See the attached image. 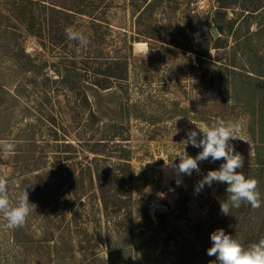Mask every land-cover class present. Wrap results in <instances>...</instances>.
<instances>
[{
    "label": "rangeland",
    "instance_id": "obj_1",
    "mask_svg": "<svg viewBox=\"0 0 264 264\" xmlns=\"http://www.w3.org/2000/svg\"><path fill=\"white\" fill-rule=\"evenodd\" d=\"M243 1L245 5L233 4L217 12V0H161L158 7L139 20L138 13L133 12L126 0H120L109 13L115 40L109 38L104 47L113 55L122 49L129 57L127 80L123 88L119 87L122 92L118 87L110 91L122 94V98L124 95L120 101L123 105L131 104L128 107L131 115L125 120L131 134L128 136L125 128L129 139L123 143L128 142L131 149L134 222L130 230L129 221L121 220L123 242L113 250L111 263L107 243L117 240V233L107 231V218L100 201L95 198L91 202L90 218L97 212L101 228L106 230L101 239L103 246L96 248L105 264H219L215 256L207 254L212 246L210 236L215 230L222 228L245 247L264 238V82L259 81L264 78L261 75L264 72V0L257 11L254 9L258 0ZM217 22L225 25L219 39L210 34L209 27L210 23ZM7 24L4 19L0 30V177L8 179L9 197L15 204V176L24 169L19 161L30 160L38 148L33 141L45 142L54 137L49 120L54 113L52 106L56 107L54 114L58 121L68 120L70 115L65 113V91L55 89L58 84H52L47 94L46 87L40 85L44 75L15 72L18 69L15 59L10 57L6 46L1 47L4 38L15 42ZM6 29L9 34H5ZM131 36L139 38L134 40L133 52L128 43ZM137 41L145 44L141 46ZM27 47L35 50L36 39L29 37ZM42 58L50 62L57 60L51 53ZM45 70L51 77L56 76L51 68ZM15 80L23 82V86H16ZM49 95L52 99L47 102ZM101 98L92 96L95 102L102 101ZM217 119L240 126V139L230 140V144L244 158L243 168L237 172L259 182V208L242 202L239 208L230 207L229 215L222 214L220 204L228 197L226 183L214 182L211 187L205 185L196 192L198 182L208 171L218 170L226 162L223 159L199 161V173L194 170L191 176L166 166L171 161L178 165L177 155L184 152L196 157L202 148L186 144L187 132L196 130L198 139L202 138L196 126L211 127ZM59 126V136H62L63 129ZM100 126L103 129L97 137L106 130L105 124ZM70 137L76 142L74 135ZM4 142L13 144L14 150L4 151ZM49 152L54 156L53 151ZM36 173L26 175L27 192ZM86 179L90 181L88 176ZM78 203L73 202L74 207ZM158 204L168 210L160 221L153 217V207ZM118 212L120 217L125 216L124 210ZM71 213L66 212L68 218ZM31 214L24 224L25 231L19 233L21 239H27L34 229ZM113 223L112 220L110 225ZM6 225L0 214V264H50L48 247L36 250V243H27L24 247L15 245L12 231ZM92 225L90 231H97ZM66 232L68 238L70 231ZM78 238H84L83 233ZM76 248L73 262L65 245L64 264H82L86 258L93 257L86 243L80 242Z\"/></svg>",
    "mask_w": 264,
    "mask_h": 264
},
{
    "label": "trees",
    "instance_id": "obj_2",
    "mask_svg": "<svg viewBox=\"0 0 264 264\" xmlns=\"http://www.w3.org/2000/svg\"><path fill=\"white\" fill-rule=\"evenodd\" d=\"M261 1L263 0H258L255 11L262 7ZM217 2V12L233 4L245 5L243 0ZM119 3L120 0H0V30L6 19V27L15 36L14 43L4 38L1 47L6 46L10 57L15 59V66L18 67L15 72L44 75L40 85L46 87L47 94L52 84H58L54 86L55 89H62L67 96L65 113L70 115L68 120L58 121L54 114L56 107L53 105L51 108L54 113L49 120L51 133H54L51 139L54 142L33 141V145L38 148L30 155V160L16 161L24 169L19 170L15 176V203L18 195L26 191V175L35 171L37 173L33 175V182L28 190L30 203L35 205V209L31 210L34 229L29 232L27 239L19 238V233L25 231L24 225L10 229L12 239L15 245L21 247L27 243H36V250L48 247L52 258L48 262L50 264L65 263V245H68L74 262L76 247L80 242L86 243L87 249H92L93 256L86 258L82 264H105V259L96 248L101 244L103 246L101 239L106 230L101 228V217L97 212H93V217L90 218L89 205L95 198L100 201L106 215L107 231L109 234L111 231L117 233V240L107 243L111 263L113 250L118 248L120 241L123 242L119 229L121 220H128L130 230L133 229L131 149L128 142L123 143L129 139L124 130L125 120L131 115L128 109L131 104L123 105L120 101L124 95L122 98V94L110 91L114 87L123 88L122 85H125L129 57L122 49H117V55H113L104 47L114 37L115 29L109 13ZM126 3L134 13H138L137 19L140 20L144 14L158 7L161 0H126ZM69 27L83 33L88 39L87 45L69 39L65 33V29ZM209 27L210 34L214 36L212 29L215 27L220 33L225 25L217 22L210 23ZM9 32L6 29L5 34ZM29 37L37 41L38 47L33 51L27 47ZM219 38L220 35L217 39ZM135 39L139 38L131 36L128 39L132 52ZM50 53L57 60L50 62L48 58H42ZM50 68L56 76L51 77L45 70ZM259 79L260 83L264 82V78ZM22 83L15 80L16 86H23ZM119 90L122 92L120 88ZM92 96L103 98L102 101L95 102ZM46 97L47 102H50L52 97ZM15 99L19 100V97L15 96ZM42 101L45 102L43 98ZM135 104L133 106H137ZM100 123L105 124L106 130L97 137L103 129ZM58 125L63 129L62 136H59ZM127 128L125 131L129 136L131 131L128 125ZM71 135L75 136L73 139L76 142L72 141ZM60 139L62 142H59ZM49 151H53L54 156ZM52 157L54 161L51 160ZM77 201L79 203L74 207L73 202ZM120 210H124L125 216L120 217ZM67 211L72 212L69 218ZM112 220L114 223L110 225ZM90 223L94 224L91 225L97 231H90ZM66 230L70 231L68 238ZM82 233L84 238L79 239Z\"/></svg>",
    "mask_w": 264,
    "mask_h": 264
},
{
    "label": "clouds",
    "instance_id": "obj_3",
    "mask_svg": "<svg viewBox=\"0 0 264 264\" xmlns=\"http://www.w3.org/2000/svg\"><path fill=\"white\" fill-rule=\"evenodd\" d=\"M65 33L69 39L78 40L81 45L88 43V39L83 33L74 31L71 27L66 28ZM196 128L202 134V138L198 139L196 130H190L187 132L185 142L186 144L190 143L193 147L202 148V151L194 158L186 152L178 154L180 163L174 165L171 161L166 163V166L174 167L178 173L191 176L194 170L199 173V161L211 158L214 162L223 159L226 162L222 163L218 170L208 171L198 182L196 192L198 193L205 185L211 187L214 182L226 183L228 197L220 204L222 214L229 215L230 207L239 208L242 202L249 203L253 208H259L261 206L260 193L257 190L259 182L255 178H246L243 173L237 172V169L243 168L244 158L230 144V140L239 138V124L217 119L214 126L202 125L196 126ZM3 150L12 152L14 146L4 142ZM32 209H35V205L29 202L27 191L20 193L16 203L13 204L9 197L8 180L5 177H0V214L7 221L6 226L9 229L22 227ZM210 239L212 246L207 250V254L215 256L219 264H264V238L245 247L221 228L215 230Z\"/></svg>",
    "mask_w": 264,
    "mask_h": 264
},
{
    "label": "water",
    "instance_id": "obj_4",
    "mask_svg": "<svg viewBox=\"0 0 264 264\" xmlns=\"http://www.w3.org/2000/svg\"><path fill=\"white\" fill-rule=\"evenodd\" d=\"M212 30H213V35L215 37H218L220 35L218 30L215 27ZM167 211H168L167 207L164 206V205L158 204V205L154 206L153 207V217H154V219L157 220V221H160L166 215Z\"/></svg>",
    "mask_w": 264,
    "mask_h": 264
},
{
    "label": "bare ground",
    "instance_id": "obj_5",
    "mask_svg": "<svg viewBox=\"0 0 264 264\" xmlns=\"http://www.w3.org/2000/svg\"><path fill=\"white\" fill-rule=\"evenodd\" d=\"M136 44H140L142 46L145 44V41H137Z\"/></svg>",
    "mask_w": 264,
    "mask_h": 264
}]
</instances>
